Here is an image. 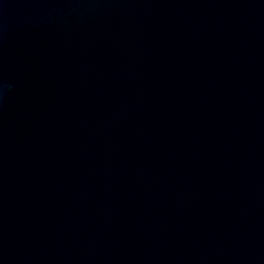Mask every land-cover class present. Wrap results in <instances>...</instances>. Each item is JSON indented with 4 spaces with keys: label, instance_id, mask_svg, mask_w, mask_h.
<instances>
[{
    "label": "water",
    "instance_id": "obj_1",
    "mask_svg": "<svg viewBox=\"0 0 264 264\" xmlns=\"http://www.w3.org/2000/svg\"><path fill=\"white\" fill-rule=\"evenodd\" d=\"M0 264H264V0H0Z\"/></svg>",
    "mask_w": 264,
    "mask_h": 264
}]
</instances>
